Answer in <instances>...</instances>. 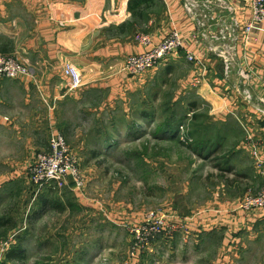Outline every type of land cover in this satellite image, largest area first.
I'll return each mask as SVG.
<instances>
[{"label": "rangeland", "instance_id": "1", "mask_svg": "<svg viewBox=\"0 0 264 264\" xmlns=\"http://www.w3.org/2000/svg\"><path fill=\"white\" fill-rule=\"evenodd\" d=\"M28 69L22 75L33 74ZM165 70L103 110V95L89 94L96 91L68 98L54 133L65 138L77 179L69 173L48 188L35 182L33 166L54 134L48 121L27 147L0 144L2 264H264V222L256 221L264 207L244 204L264 189L257 140L246 125L247 135L238 134L235 119H213L203 103L192 119L185 71ZM171 118L175 137L159 131ZM241 141L252 151H237ZM153 211L180 227L141 243L133 256L132 229ZM12 250L24 260H9Z\"/></svg>", "mask_w": 264, "mask_h": 264}, {"label": "crops", "instance_id": "2", "mask_svg": "<svg viewBox=\"0 0 264 264\" xmlns=\"http://www.w3.org/2000/svg\"><path fill=\"white\" fill-rule=\"evenodd\" d=\"M228 1L235 7L238 23L231 37H222L224 14L219 11L216 20L206 22L207 28H199L185 0H0V53L15 56L33 73L0 79V144L20 140L27 147L41 121L50 122L51 137L69 97L83 98L96 91L89 94L103 95V110L133 89L154 85L156 74L166 69L184 70L187 75V89L193 94L189 116L203 103L213 119H235L238 134L247 135L246 125L264 154L260 100L264 98V30L246 34L251 6L247 0ZM174 29L183 35L186 50L138 76L123 70L130 56L147 49L135 39L138 31L159 42ZM212 39L221 42L214 44ZM187 52L198 61L190 62ZM67 64L83 72L76 89L69 88ZM196 78L201 82L196 83ZM245 91H250L252 100ZM114 130L108 132L116 137ZM116 142L113 138L107 146ZM237 151L252 148L241 141ZM256 219L264 222V212Z\"/></svg>", "mask_w": 264, "mask_h": 264}, {"label": "built area", "instance_id": "3", "mask_svg": "<svg viewBox=\"0 0 264 264\" xmlns=\"http://www.w3.org/2000/svg\"><path fill=\"white\" fill-rule=\"evenodd\" d=\"M247 2L252 9V19L245 26L246 34H249L253 29L264 30V0H247ZM185 6L198 22L199 28H207L206 22L216 20L219 11L224 14L222 37H227L226 35L231 37L234 27L238 26L233 14L235 7L228 0H185ZM137 40L147 46V49L130 56L126 60L123 70L130 76L141 75L159 66L172 55L186 50L185 39L177 29L170 31L159 42H154L151 35L143 33L137 35ZM186 57L190 62L198 61L193 53L187 52ZM28 72L29 69L25 63L0 53V78H16L18 75L28 74ZM65 72L70 76V89L81 86L82 74L76 66L67 64ZM195 82L200 83L201 81L196 78ZM245 93L247 99L252 100L250 91H245ZM260 100L264 104V98ZM49 140L48 150L38 155L37 162L32 169L35 182L39 187L47 185L48 188L57 184L60 185L69 173L76 179L80 173L63 135L54 133ZM258 162L259 166L264 169V159ZM244 204L247 209L253 206L264 207V189L258 197L248 196ZM179 227L177 221L166 213L161 211L150 212L143 224L132 229L136 238L132 255L136 254L141 243L163 235H170ZM0 264H2V259H0Z\"/></svg>", "mask_w": 264, "mask_h": 264}, {"label": "trees", "instance_id": "4", "mask_svg": "<svg viewBox=\"0 0 264 264\" xmlns=\"http://www.w3.org/2000/svg\"><path fill=\"white\" fill-rule=\"evenodd\" d=\"M198 119V114H197V112H195L193 115H192V119ZM176 124L177 123H175L173 120H172V118L171 119H168L167 121H166V123L165 124H163L162 125V127H160V129H159V131H160V133H164L165 132V134H170L171 135V137H175L176 136V129H177V127H176ZM3 222V221H2ZM23 253L24 252H22V251H19V250H12L11 252H10V255H9V257H8V259L9 260H24V256H23ZM21 254V255H20Z\"/></svg>", "mask_w": 264, "mask_h": 264}]
</instances>
